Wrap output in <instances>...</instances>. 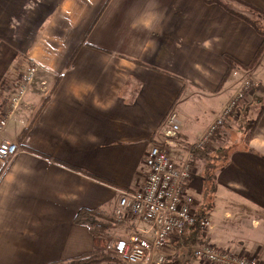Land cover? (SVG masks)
Here are the masks:
<instances>
[{"label":"crops","instance_id":"obj_1","mask_svg":"<svg viewBox=\"0 0 264 264\" xmlns=\"http://www.w3.org/2000/svg\"><path fill=\"white\" fill-rule=\"evenodd\" d=\"M242 1L264 11V0ZM261 42L250 24L205 0H0V110L18 70L38 68L4 132L20 151L8 163L0 159V264H73L103 250L108 236L77 224V212L101 208L116 219L121 191L145 183L142 158L150 144L165 141L160 129L169 112L179 123L174 146L185 148L244 74L258 88L264 53L252 69L236 67L222 84L223 55L247 65ZM259 89L251 97L262 104ZM229 121L208 146L221 151L220 141L229 139L213 172L203 234L216 249L264 263V110L247 146L242 132L233 147ZM196 162L184 189L198 204L204 179L203 162ZM129 217L134 232L149 228ZM178 243L169 252L182 255L188 247ZM188 257L187 264H208Z\"/></svg>","mask_w":264,"mask_h":264},{"label":"built area","instance_id":"obj_2","mask_svg":"<svg viewBox=\"0 0 264 264\" xmlns=\"http://www.w3.org/2000/svg\"><path fill=\"white\" fill-rule=\"evenodd\" d=\"M37 72L38 68L34 64H27L18 70L16 87L0 110V159L6 163L18 154L20 146L5 137V128L35 82ZM251 79L250 75L244 74L238 90L194 141V146L208 147L227 120L239 118L247 96L253 93ZM178 132L176 113L171 111L160 129L165 141L150 144L142 158L147 170L144 185L134 191H121L117 200L114 215L118 220L130 214L149 225L140 234L130 231L126 237H110L106 241L104 250L126 264H161L168 258H176L177 251L169 252L173 242L191 227L198 225L204 233L209 225L207 212L203 219L198 220L197 203L184 189V184L196 175L190 151L183 157L174 158L165 146L172 144ZM188 250L191 256L208 264H264L254 257L216 249L208 242L190 246Z\"/></svg>","mask_w":264,"mask_h":264},{"label":"trees","instance_id":"obj_3","mask_svg":"<svg viewBox=\"0 0 264 264\" xmlns=\"http://www.w3.org/2000/svg\"><path fill=\"white\" fill-rule=\"evenodd\" d=\"M206 3L211 4L215 3L223 7L226 11L231 13L232 15L240 18L246 23L250 24L262 37V42L255 52L251 62L247 65H243L236 61L230 55H223L224 61L228 65V69L222 79L223 81L227 79V77L233 72V69L238 67V69H242L248 71L252 69L258 60L261 58L264 53V28L261 23V20L264 19V11L254 7L242 0H205ZM236 5H239L241 9H237ZM250 108V107H249ZM245 108L244 110H246ZM264 103L261 104L259 110L254 118L245 119L244 122L241 123L240 128L244 133L243 143L244 146L248 145V141L254 136L255 129L257 127V123L263 113ZM227 124V123H226ZM227 126V125H226ZM223 130V129H222ZM216 137V136H215ZM190 153L194 157L192 159V164L197 165L196 160L201 159L203 165H201L202 176L204 179L203 182V190L202 196L199 200V203L196 206V217L198 220H201L205 217L206 212L211 208V199L212 195L215 191V182H214V169L215 161H218L217 157H213L212 150L208 149V147L199 148L194 145L190 146ZM217 163V162H216ZM75 222L77 224L86 225L92 234H100V235H108L110 231L113 230L114 226L119 222L115 218H113L110 214L105 212L103 209H80L76 216ZM202 242H206L202 229L196 225L187 229L183 235H181L178 243L179 246L190 247ZM188 250V248L186 249ZM118 257L112 256L103 250H96L89 254H86L80 258L72 261L73 264H94V263H115L117 262ZM120 260V259H119ZM180 261L178 257L176 258H168L161 264H186Z\"/></svg>","mask_w":264,"mask_h":264},{"label":"rangeland","instance_id":"obj_4","mask_svg":"<svg viewBox=\"0 0 264 264\" xmlns=\"http://www.w3.org/2000/svg\"><path fill=\"white\" fill-rule=\"evenodd\" d=\"M236 8L237 9H241V7L239 6V5H236ZM261 23H262V25L264 24V19H262L261 20ZM251 81H252V90H256V89H259L261 92H264V77H263V79L261 78V84H260V86L257 88V83H256V81L252 78L251 79ZM30 90V89H29ZM254 92V91H253ZM28 93V92H27ZM26 93V94H27ZM264 94V93H263ZM26 96V95H25ZM25 98V97H24ZM247 99H248V101L247 102H245L244 104H243V109H245V108H247L246 110H243L242 112H241V114L242 115H240L239 116V118L236 120V119H230L231 121H229L230 122V124H234L233 126L235 127V129L234 128H231L230 129V131H229V134H228V138H230V140H232V143H233V147H237V146H240V143H241V136H242V131H241V129L239 130V128L237 127V126H240L241 125V123L242 122H244L245 121V119H243V118H252L253 116H254V112L259 108V103L260 102H258V100L257 99H252V97H251V95H250V93H249V95L247 96ZM261 104V103H260ZM250 107V108H249ZM200 110L197 112V111H195V113H200L201 112V110L203 109V106H202V104L200 105ZM205 118H207L206 116H204ZM204 119L203 118H201L200 119V121H203ZM13 121H9L8 122V124H7V126H6V128H10V125H11V123H12ZM10 123V124H9ZM9 125V126H8ZM6 128H5V130H6ZM238 128V129H237ZM177 139H180V136H179V134H177V136H175V137H173V141H172V144H166L165 146H166V148H167V150L169 151V153H171V154H173L172 153V151L178 156V157H183L184 156V154L187 152L186 150L188 149V148H190V146H186L185 148H179L178 149V147L180 146H174L177 142L175 141V140H177ZM225 139V138H224ZM224 139H223V141H220L221 143H220V145L222 146H220L222 149H221V151H214V153L212 154V156L215 158V157H217V159L218 160H222L223 161V158L222 157H224L223 156V153H224V150H226V147H228L229 146V139H225V141H224ZM180 141V140H179ZM180 143V142H179ZM183 143V142H182ZM186 145V144H185ZM216 147H218V146H216ZM222 156V157H221ZM220 158V159H219ZM216 162H218V161H215V166H218L219 165V163H216ZM224 162V161H223ZM211 201V200H210ZM130 215H126L125 217H123L122 219H123V221H124V223L125 224H123L122 223V219L121 220H118L117 218H116V220L117 221H119L117 224H116V226L113 228V230L111 231V233L114 235H106L105 237H103V238H106L107 236H108V238H107V240L110 238V237H125V236H127L128 235V233H130V231H133L134 232V230H132V227L130 226L131 224L130 223H128L129 221L128 220H132V218H130L129 217ZM126 219V220H125ZM122 225V226H121ZM134 226V225H133ZM135 227V226H134ZM104 240V239H103ZM103 245V250H104V244H102ZM105 252H107L108 254H110V255H112L111 253H109L108 252V250H104ZM115 256V255H114ZM188 256H191V254H190V252H189V250H185V251H183V253H182V255H176V257H178L179 259H180V261L183 263V261L185 262V260H187L188 261ZM186 257H187V259H186ZM118 262L119 261H121V260H119V258H118V260H117ZM187 261H186V264H187Z\"/></svg>","mask_w":264,"mask_h":264}]
</instances>
